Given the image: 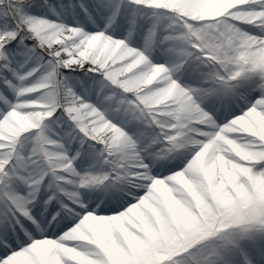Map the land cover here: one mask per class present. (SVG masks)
Instances as JSON below:
<instances>
[{
    "label": "snow or ice",
    "instance_id": "6c2138e0",
    "mask_svg": "<svg viewBox=\"0 0 264 264\" xmlns=\"http://www.w3.org/2000/svg\"><path fill=\"white\" fill-rule=\"evenodd\" d=\"M0 264H264V0H0Z\"/></svg>",
    "mask_w": 264,
    "mask_h": 264
}]
</instances>
